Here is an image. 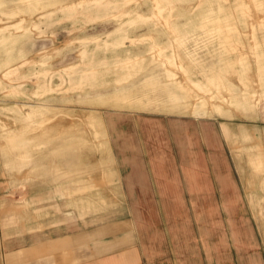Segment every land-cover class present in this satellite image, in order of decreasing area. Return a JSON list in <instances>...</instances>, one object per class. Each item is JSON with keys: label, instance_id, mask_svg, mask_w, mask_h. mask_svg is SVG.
Returning a JSON list of instances; mask_svg holds the SVG:
<instances>
[{"label": "rangeland", "instance_id": "rangeland-1", "mask_svg": "<svg viewBox=\"0 0 264 264\" xmlns=\"http://www.w3.org/2000/svg\"><path fill=\"white\" fill-rule=\"evenodd\" d=\"M46 247L264 264V0H0V263Z\"/></svg>", "mask_w": 264, "mask_h": 264}, {"label": "crops", "instance_id": "crops-1", "mask_svg": "<svg viewBox=\"0 0 264 264\" xmlns=\"http://www.w3.org/2000/svg\"><path fill=\"white\" fill-rule=\"evenodd\" d=\"M138 227L139 226L137 225L136 229H137V231H140V228H138ZM150 247H151L150 248L151 251L149 250L148 257L150 255L152 257V254H154V250L153 249L157 248L156 245L154 247H153V245H151ZM55 249H57V248H55V247H52V248L46 247V248H36L34 250L32 249L29 252H27L28 255L24 254L22 256V259L24 258L25 259V263H27V258L28 257H32L33 254H34L35 255V258H34L35 263H38V264H50V263H52L51 260H53V259H50L47 256H48V253L53 252ZM134 253H135V251L126 250L124 252H119L117 254H112V253L98 254V256L96 258H95V256H93L94 258L91 257L90 259L83 261L81 264H139L137 261L134 260L136 258V256H137V255H134ZM55 254H58V253H55ZM157 254L158 253L155 252V256ZM63 257H66V254H64ZM15 258L19 259V257H15ZM55 258H57V260L60 259V257H55ZM17 259H16V261H17ZM40 260H42V262ZM19 264H23V263H19Z\"/></svg>", "mask_w": 264, "mask_h": 264}]
</instances>
